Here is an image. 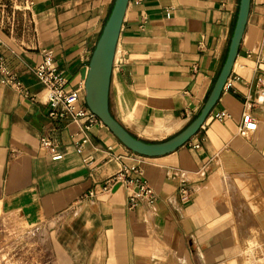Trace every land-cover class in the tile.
Here are the masks:
<instances>
[{"label":"crops","instance_id":"0c3cea01","mask_svg":"<svg viewBox=\"0 0 264 264\" xmlns=\"http://www.w3.org/2000/svg\"><path fill=\"white\" fill-rule=\"evenodd\" d=\"M33 1L27 35L0 25V51L26 88L0 82V210L45 226L56 264H243L250 243L264 247V0H250L231 71L203 123L157 156L132 151L103 122L86 139L77 121L51 118L31 69L49 50L65 88L78 90L76 108H88L84 72L114 0ZM239 1L128 0L109 109L133 135L164 140L199 113L226 58ZM220 110L229 116L217 118ZM244 110L257 121L248 137L237 133ZM43 135L60 159L40 146ZM137 165L157 198L129 208L123 182L102 187ZM174 170L188 180L187 202Z\"/></svg>","mask_w":264,"mask_h":264},{"label":"water","instance_id":"95a60500","mask_svg":"<svg viewBox=\"0 0 264 264\" xmlns=\"http://www.w3.org/2000/svg\"><path fill=\"white\" fill-rule=\"evenodd\" d=\"M128 0H114L94 46L88 67L84 72L85 101L88 108L129 149L147 156H157L173 151L185 143L200 127L215 105L236 57L248 16L250 0H240L234 31L228 52L212 89L199 113L182 130L160 141H149L133 135L109 109V83L118 35Z\"/></svg>","mask_w":264,"mask_h":264},{"label":"built area","instance_id":"2783aa9c","mask_svg":"<svg viewBox=\"0 0 264 264\" xmlns=\"http://www.w3.org/2000/svg\"><path fill=\"white\" fill-rule=\"evenodd\" d=\"M32 72L46 91V98L49 104L48 115L53 118L70 117L77 121L80 131L87 139V133L91 125L102 122L100 118L89 108L78 109L75 102L78 98V90L65 88L66 78L57 69L49 50L42 51L41 61L34 65ZM0 82L14 87L19 93L26 94V88L17 74L7 65L4 56L0 51ZM229 116L225 110L216 112V117L222 119ZM257 127V121L249 110L241 113L237 124V133L243 137H248ZM39 144L47 149L52 159H60L62 152L57 148L56 143L48 135H43L39 139ZM198 146V144H196ZM184 171H173V175L178 177V194L181 202L190 199V186ZM116 181H121L128 190L127 206L133 208L145 202L153 203L157 196L153 187L143 176V169L140 166L124 167L113 176L109 177L102 187V191H107ZM97 192L91 190L87 193L89 197H96Z\"/></svg>","mask_w":264,"mask_h":264},{"label":"rangeland","instance_id":"374dc122","mask_svg":"<svg viewBox=\"0 0 264 264\" xmlns=\"http://www.w3.org/2000/svg\"><path fill=\"white\" fill-rule=\"evenodd\" d=\"M33 8V0H0V25L18 36L27 35L34 26ZM258 246L246 247L243 264H264V247ZM0 264H56L47 228L26 226L0 210Z\"/></svg>","mask_w":264,"mask_h":264}]
</instances>
